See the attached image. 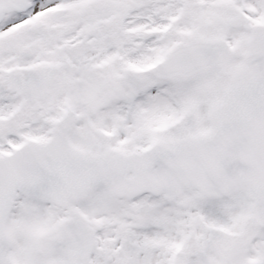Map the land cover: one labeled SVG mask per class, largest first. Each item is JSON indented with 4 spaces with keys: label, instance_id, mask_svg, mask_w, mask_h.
<instances>
[{
    "label": "snow or ice",
    "instance_id": "obj_1",
    "mask_svg": "<svg viewBox=\"0 0 264 264\" xmlns=\"http://www.w3.org/2000/svg\"><path fill=\"white\" fill-rule=\"evenodd\" d=\"M0 264H264V0H0Z\"/></svg>",
    "mask_w": 264,
    "mask_h": 264
}]
</instances>
